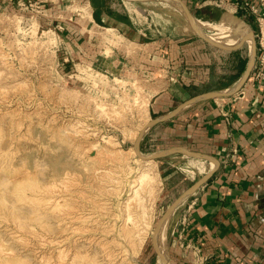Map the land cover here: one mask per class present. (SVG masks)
<instances>
[{
  "label": "rangeland",
  "instance_id": "1",
  "mask_svg": "<svg viewBox=\"0 0 264 264\" xmlns=\"http://www.w3.org/2000/svg\"><path fill=\"white\" fill-rule=\"evenodd\" d=\"M135 4L133 26L148 37L202 40L172 2ZM86 5L92 12L91 0H0V264H160L168 255L154 233L187 168L145 161L135 144L170 71L135 34L86 21ZM195 17L219 25L215 42L225 46L229 33L250 39L237 23L256 32L233 9L218 21ZM208 44L220 71L239 63ZM249 44L233 45L246 46L244 68ZM148 131L144 157L157 153L143 142Z\"/></svg>",
  "mask_w": 264,
  "mask_h": 264
},
{
  "label": "crops",
  "instance_id": "2",
  "mask_svg": "<svg viewBox=\"0 0 264 264\" xmlns=\"http://www.w3.org/2000/svg\"><path fill=\"white\" fill-rule=\"evenodd\" d=\"M183 1L195 16L202 9L217 8L221 0ZM223 1L227 2L223 12L233 9L234 13V3L240 2ZM95 12L103 25L94 19ZM139 12L135 3L99 0L91 13L97 27L135 34L133 40L149 48L152 63L170 71V83L153 99L150 112L153 120L171 117L152 126L143 142L156 145L157 153L184 149L218 162L211 179L181 202L168 220V264H264V80L255 77L257 57L248 81L237 94L203 98L173 114L203 94L232 91L251 55L244 68L245 45L238 51H226L227 58L238 57L239 63L220 71L221 54L203 39L150 38L149 32L135 29ZM237 14L255 29L251 17L241 10ZM230 34L222 40L231 47L246 40ZM149 38L151 42L146 43ZM219 78L222 85L210 88ZM170 159L176 160L175 166L187 168L185 177L179 179L178 198L217 167L181 150L162 158L167 163ZM174 165L169 163L166 170L173 172Z\"/></svg>",
  "mask_w": 264,
  "mask_h": 264
},
{
  "label": "water",
  "instance_id": "3",
  "mask_svg": "<svg viewBox=\"0 0 264 264\" xmlns=\"http://www.w3.org/2000/svg\"><path fill=\"white\" fill-rule=\"evenodd\" d=\"M119 1H125V2H131V3H142V2H150V1H163V0H119ZM164 1H169V2H176L179 5H181V7L183 8V14L186 16L189 25L191 26V28L193 29V31L195 32V34H197L201 39H203L204 41L213 44L219 48H222L224 50L227 51H233V50H237L240 47H231V46H225V45H221L220 43H217L215 41H213L209 35L207 33H205L202 29L199 28L198 26V19L194 16V14L192 13L191 9L188 7V5L183 1V0H164ZM250 39L253 42V50H252V54H251V58L249 61V65L247 67V70L245 71L243 77L241 78L240 82L238 83V85L232 89V91L230 92H210V93H206L203 94L201 96H198L194 99H192L191 101L183 104L179 109H177L173 114L177 113L179 110H181L182 108H184L185 106L189 105L190 103H193L195 101H198L200 99L203 98H220V97H229L232 95L237 94L241 88L245 85V83L248 81L251 71L253 69V66L255 64V60L257 57V42L256 39L253 37V35H251ZM249 38H247L245 40V42L250 41ZM172 114V115H173ZM170 116L164 117V118H160V119H155L152 120L140 133L136 144H135V150L138 154V156L140 158H142L145 161H155V160H159L162 159L170 154H172L175 151H183L184 153H186L188 156L191 157H195L198 159H204V160H209L212 161L213 163L216 164V168L213 169L210 173H208L203 179H201L200 181H198L197 183H195L192 187H190L183 195H181L167 210V212L165 213V215L162 217V219L160 220V222L157 225V228L155 229V233H154V242H155V249L156 251H158L159 253V248L157 249V235L159 233V231L161 230L162 226L167 223V221L169 220L171 214L175 211V209L179 206V204L181 202H183L190 194H192L193 192H195L198 188H200L201 186H203L207 181H209L211 179V177L216 173L217 169H218V162L214 161V159H211L209 157L206 156H202V155H198V154H194V153H190L185 151L184 149H172V150H168V151H164V152H159L156 153L154 155H150V156H146L144 157L143 155H141L140 150H139V145L141 142V139L143 137V135L145 134V132L150 129L152 126L163 122L164 120H166L167 118H170ZM161 258V264H168L167 261V256L166 255H160Z\"/></svg>",
  "mask_w": 264,
  "mask_h": 264
},
{
  "label": "built area",
  "instance_id": "4",
  "mask_svg": "<svg viewBox=\"0 0 264 264\" xmlns=\"http://www.w3.org/2000/svg\"><path fill=\"white\" fill-rule=\"evenodd\" d=\"M227 2L221 0L216 3L219 8L225 7ZM235 13L239 10L253 19L257 27L255 34L258 56L255 66V77L264 80V0H240L234 3Z\"/></svg>",
  "mask_w": 264,
  "mask_h": 264
},
{
  "label": "bare ground",
  "instance_id": "5",
  "mask_svg": "<svg viewBox=\"0 0 264 264\" xmlns=\"http://www.w3.org/2000/svg\"><path fill=\"white\" fill-rule=\"evenodd\" d=\"M172 3L176 6V7H178L182 12H183V8L181 7V5H179L178 3H176V2H174V1H172ZM84 14H83V18L86 20V21H88V20H92L93 21V17H92V13H91V10H90V7L88 8V5H86V6H84ZM95 22V21H94ZM225 22H226V20H225ZM237 23V22H236ZM225 23L224 22H222L221 23V26H223ZM238 24V26L241 28V30H242V32L248 37V36H250L251 37V33H250V31H249V29L245 26V25H243V24H241V23H237ZM198 26H199V28L200 29H202V30H212V31H214V30H217V32L215 33V34H211V35H209V37L213 40V41H215V40H218L219 38H221V37H215L214 35H217L219 32H220V26L218 25V26H215V25H213V24H209V23H201V22H198ZM107 31H112V29H110V28H107L106 29ZM115 31V30H114ZM207 32V31H206ZM113 33V32H112ZM207 33H209V32H207ZM211 33V32H210ZM214 33V32H213ZM113 35V34H112ZM112 37V36H111ZM107 39V38H106ZM115 44V43H114ZM251 45H252V49H253V42H252V40H251ZM145 175V174H144ZM143 175V176H144ZM140 179H142L141 177H140ZM136 192V191H135ZM80 218V217H79ZM167 226H168V221H167V223H165L163 226H162V228H161V232H162V236H163V245H164V251H165V249H166V245H167V243H166V235H167ZM101 237V236H100ZM99 237V238H100ZM64 239V238H63ZM66 240V239H65ZM117 246V245H116ZM61 262V261H60ZM59 262V263H60Z\"/></svg>",
  "mask_w": 264,
  "mask_h": 264
},
{
  "label": "trees",
  "instance_id": "6",
  "mask_svg": "<svg viewBox=\"0 0 264 264\" xmlns=\"http://www.w3.org/2000/svg\"><path fill=\"white\" fill-rule=\"evenodd\" d=\"M99 0H91V4L94 8L97 7ZM222 12L220 9L215 8H205L200 11L195 12L196 16L203 19V20H209V21H218L221 18ZM94 19L98 24L103 25L101 21L99 20L96 12L94 13Z\"/></svg>",
  "mask_w": 264,
  "mask_h": 264
}]
</instances>
